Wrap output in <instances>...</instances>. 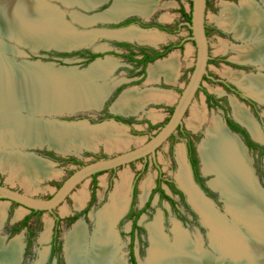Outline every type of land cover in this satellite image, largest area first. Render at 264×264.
Here are the masks:
<instances>
[{"label": "bare ground", "instance_id": "obj_1", "mask_svg": "<svg viewBox=\"0 0 264 264\" xmlns=\"http://www.w3.org/2000/svg\"><path fill=\"white\" fill-rule=\"evenodd\" d=\"M81 1L93 7L102 0ZM261 2L262 6L247 1L242 2L240 6L230 5L224 8L220 25L226 31L234 33L236 38L244 43L239 48H233L236 53L235 58L256 63L264 69V0ZM26 3L27 1L24 0H0V33L10 37L12 34L22 40L27 38L33 40L35 44H50L65 48L93 41L94 35L73 34L72 30L69 31L68 25L65 27L62 22L46 17V14L52 13L50 11L52 9L47 11L40 7L32 11ZM156 5L157 0H118L112 10L100 16V19L110 21L131 14H150ZM55 12L53 15H57L54 14ZM76 19L84 24L92 22L91 18L82 16H77ZM123 33L121 37L139 42L160 43L165 40L164 35L157 33L145 35L137 28ZM229 48L227 44H221V51H227ZM108 62L109 60L100 62L105 69L97 66L86 73H66L60 76L44 74L37 67L32 66L14 67L12 62L0 57V147L2 148L0 166L9 173L11 180H18L26 190L32 192L39 182L55 175L49 162L14 151L20 146L48 144L58 152L66 154L71 150L82 148L96 150L101 144L110 150L109 152L121 149L123 151L132 143H141L138 140L140 138L127 135L122 126L106 125L93 128L78 125L71 129H63L58 123L40 122L41 119L32 118L34 114L50 110L72 111L78 108L101 107L108 86L107 84L98 86L94 83V79L97 77L106 79L107 73L111 70L110 66L112 68V64H106ZM167 63L160 62L151 67V81L158 79L160 74H165L167 81L175 79L176 71ZM222 74L253 96L264 100V76H246L230 69ZM168 98L169 94L165 92L140 93L129 90L120 96L113 110L123 114H135L150 101L161 102L167 101ZM233 108L235 118L251 132L254 138L259 139L258 126L249 110L235 101ZM22 111H28V119L32 121L21 118L19 114ZM187 123L189 128L195 131L207 124L205 138L199 144L204 171L206 174L211 173L216 176V179L210 183L213 188L228 198L230 203L237 201L238 208H232L234 213L239 214L235 218L238 223H235L236 225L249 223L251 234H247L248 231L242 228L241 231L233 230L235 227L239 228L238 226L229 225V227L227 221L224 222L218 216L210 202L194 188L190 181L184 152L180 148L178 151L180 170L177 180L188 192L193 205L211 228V242L220 257L210 254L199 244L194 243L189 234L177 223L173 229L174 241L171 242L164 235L161 221L157 219L150 226L152 248L146 264H264V190L254 179L249 159L244 151L245 147L237 136L230 134L220 117L208 118L207 114L196 106L192 108L191 118ZM149 182L150 179H147L141 186V190L145 193L143 199L150 191ZM129 190L130 177L122 174L121 182L117 184L109 204L95 216H91L95 225L94 230L91 231L87 223L81 219L66 234L64 251L67 264H126L121 255L122 249L115 225L126 210ZM87 198L86 190L76 195V208L80 210L85 207ZM6 209V204L0 201V227L4 223ZM46 237L44 235L42 239ZM3 240L0 238V264H19L23 251L19 238L12 240L8 246Z\"/></svg>", "mask_w": 264, "mask_h": 264}, {"label": "rangeland", "instance_id": "obj_2", "mask_svg": "<svg viewBox=\"0 0 264 264\" xmlns=\"http://www.w3.org/2000/svg\"><path fill=\"white\" fill-rule=\"evenodd\" d=\"M24 1H27L26 4L29 5L32 11H35L37 8L40 7L45 8V10L47 9V11L52 9L50 10L52 11V13H50L52 15L46 14L45 16H48V18L53 21L62 22L65 27H67L68 25V28H70L69 31L72 30L71 32L73 34H96V38H93L94 40L90 42L87 47H80L75 51L82 49H92L95 50L97 53L102 54L103 56L99 58V60H97L96 62L85 63L83 60H80L77 57H59L57 54L65 52H59L55 49L48 50L42 47L37 49L36 46L32 48L27 43H21V41H18L17 39H13L10 36L5 35L4 33V35L0 33V57L12 62L14 67H20L23 65L37 67L39 71L47 75H60L58 71H55L60 67L68 68V71H71L69 70V68H77L79 71H83L88 69L89 66H91L92 64H95V66H93L92 68L100 66L101 69H105L102 68L103 65L101 63L107 62V60H109L110 63L108 62L106 64H112V68L110 66L109 69L111 70L106 75L107 79L104 78V81L100 78H96L94 83H98L99 85L107 84L108 91L105 98H103L102 106L103 103L104 106H108L111 113H119L114 111L113 107L120 96L111 98L112 95L110 94L120 84H123V94L128 92L129 90H136L140 93L146 91H158L169 94V98L167 101H150L146 103V105L143 106L140 111L136 112L135 114H130L134 115L135 118H137V122H135L134 129L130 128L129 126H126L129 128L128 130L125 129L126 134L130 137L142 138L138 139L141 142L140 144L132 143L130 146L126 147L127 149H123V151L128 149H134V146L141 145L145 141V139H150L160 130L161 127L164 126V124L169 119L171 115L170 113H172L179 96L181 95L184 87L189 81V78L194 68V62L196 60L195 44L189 39L190 29L186 27L183 17L184 12L190 13L191 0H159L158 5L154 9L155 11L148 18L142 15L131 16L141 18L145 22L154 20L155 22L163 24L172 30L169 33L157 29L155 30V28L145 29L146 31H143L144 33L155 32L161 34L162 36L164 35L163 37L165 38V40L163 42H160L157 45L155 43L153 45L158 48H161L162 46L167 44L178 45L185 38H188L184 42L183 49L172 51L169 56H166L165 58L157 61L160 62L164 61V59L166 60L175 57L176 62L178 64V76L174 83L166 81L165 77H160L159 80L151 82L149 81L150 74H147L145 78H143V76H137L136 70L133 68V64L128 62L125 58L126 54H121L124 50L115 48L113 42L129 41L134 44L139 42L135 40L130 41L131 39L121 37V35L124 34L123 32H126L127 30L120 31L118 33H112V31L114 32L115 30H119L117 28H111V26H114L116 24H113L112 21L107 22L105 20L100 19V16L112 10L113 6L118 0H102L90 10L86 9L85 7H81L76 3L72 5H67L62 0H35V3H33L34 0ZM247 1H253L260 6L263 5L261 0H213V5L211 9L207 11V25L211 27L215 25L213 26V30L210 31V34L208 36L210 44V53L213 58L225 57L227 59L241 61L235 58L236 53L233 51V48H239L243 46L244 43L242 42V40L236 38L234 33L226 31L220 25V20L223 17L222 11L224 8L230 5L240 6L242 2ZM54 11H56L54 14L57 15H53ZM72 13H76V15L78 14V16L86 17L88 19L91 18L92 22L95 24H92L91 26H82V24L76 20L77 16H75V19H73ZM41 15L43 17L44 14L42 13ZM218 26L223 30V33L218 32ZM108 31H110V33H103ZM223 43L227 44L230 47L227 51L224 52L221 51V44ZM37 44L41 45L42 43ZM113 50L119 53L117 55L113 54ZM75 51H71V53ZM36 62H42L44 64H54L55 69L51 68L48 65L44 66ZM25 63L35 64L30 65ZM155 64L156 62L152 65ZM246 65L247 67L243 65L244 67L237 68L225 63L224 61H220V63L211 62L209 65V70L211 73H213L215 77L224 80H227L228 78L226 76H223L222 73L228 71L229 69L235 72L243 73L246 76H264V70L259 69L260 65ZM65 74L66 73L62 75ZM204 86L206 90L211 93V95L217 97L218 99H221L222 102L220 103L221 106L219 107L211 106V108H208L205 103L206 96L203 91H200L196 95L195 101L191 106L190 111L185 116V122L183 125L187 131H189L193 135L198 136L199 140L197 141V143H199L205 138L207 124H204L198 131L189 128L187 120L191 118L192 108L194 106L204 111L207 114L208 118L217 116L222 118L223 121L225 120L226 114H228L231 118L235 116L233 108L234 101L235 103L246 107L249 110V108L244 104V102L240 103L239 101H237L232 93L224 95V93L222 92L221 85L209 81H204ZM260 104L261 106L263 105L261 114L263 115L264 122V104L261 102ZM101 107L97 106L93 108H86L89 110L78 111L73 115H65L63 117L50 118L53 121L60 120L64 122L76 123L87 121L89 122L87 124L90 127L114 125L110 124L109 119H104L100 116ZM36 115L38 114H34L32 118L43 119V116L36 117ZM44 119H47V116L44 117ZM260 139L261 138H259L258 140ZM185 141L186 140L183 135H181L180 133H176L175 137L173 139H169L157 151L155 156H150L148 159H142L130 165L120 167L116 170L107 173H102L97 177H92L88 179L86 182L78 186L77 189L71 194V196L64 202V204H62L52 213L44 212L34 215L30 214L31 212L23 207L14 205L11 202L1 201V203L6 204L7 209L6 214L4 216V223L1 226L2 228L0 227V238L4 239L3 241L4 243L6 242L5 244L7 246L12 243V240H18L19 238L23 250L20 256V264H57L56 257L50 258V238L53 233L55 217H58L61 220L58 230L59 241L61 243V251L59 258L62 264H67L64 251L66 234L70 232L73 229L74 225L81 219L82 221H85L88 225V228L93 231L95 225L92 221L91 216H95L96 213H98L101 209L105 208L109 204V202L111 201V196L116 190L117 184L121 182L122 174H127L130 177L129 201L125 212L123 213V215H121L115 225V229L119 236V242L122 249L121 255L126 261V264H130V252L132 250L130 244L133 221L127 215L130 211V206L133 198V185L137 186V195L133 211L135 213H139L149 203V207L146 208L145 211L137 219L138 229L135 231V242L132 246L139 264H146L150 257V250L152 248L150 226L153 225V223H155L157 219L161 221V226L165 233L164 235L166 236V238L168 237L171 242L174 241L173 229L175 223H177L182 229H184V231L187 232V234H189L190 239L194 241V243L199 244L203 248V250L209 252L210 254L220 257L219 254H216V251L214 250L212 245L213 243L211 242V228L209 227V225H207L203 216L193 209L191 204V209L196 212V214H193V212L186 208L182 202V199L176 194H174L166 185H163V188L167 195H169L173 199V201L168 200L166 198L161 199L159 193L154 194L158 178V171L156 165L161 168L165 178L173 180L174 182H176L177 185L180 186V183L177 180V174L180 170L178 161V151L180 148L182 149V146H184ZM1 149L2 148L0 147V150ZM14 151H19L20 154L25 156L33 157L34 155H36L46 160L52 161L53 164H51V166L54 169L55 175L39 182L36 189L31 192L26 190L23 184L21 185V182H19L18 180H11L9 173L7 171H4L0 166V181L4 185L16 191L28 192V194L40 199H49L60 188V185L64 183V181L73 174V172H75L86 164H90L100 159H105L107 157L115 156L118 153L122 152V149L109 152L110 150H107L106 147L101 144V146L99 145L98 149L95 150L96 152L88 151L87 149L83 148L82 153H79L76 150H71V152H69L70 154L66 153L68 155H62L64 153H57L54 148H49V145L47 144L43 146V148L37 147L36 149H32L30 147L24 148L20 146L17 147V149H15ZM74 151H76V153H73ZM244 151L247 158L249 159L250 167L253 172V176L256 180V183H258L260 188L264 190V151L262 154V158L257 157V152L251 150L247 152L245 149ZM48 153H52L54 157L49 156ZM67 159L77 160L78 164L64 162ZM203 165L204 164L200 163L201 175L203 176V179L206 183H209L210 181L212 182L213 179H216V176L211 173L206 174ZM147 179H150L151 182L149 183L151 187L149 193L143 199L145 193L141 190V186ZM207 187L211 191L210 196H207V198L211 202L210 204L214 207V209H216L218 216H220V218H222L224 222L227 221L226 224L228 226L231 225L232 227H239H235V229L233 230L237 231L242 228L245 231H248V233L246 232L247 234H251V228L249 223L244 222L242 223L244 225H236L238 221H236L235 218L239 214L234 213L232 208H238L237 201H231L230 203L228 198L224 197L220 191V193H218L213 191L209 186ZM83 190H86L88 193L87 204L85 207H82L79 210L75 206V196ZM220 194L222 195V197H224L225 200L222 199ZM225 202H227V208ZM27 216H30V227L28 228V230L26 228L19 227L18 230L14 232L13 228L20 225ZM44 235L47 236L46 239H42ZM28 243V248H25ZM24 252L26 253L24 254Z\"/></svg>", "mask_w": 264, "mask_h": 264}, {"label": "water", "instance_id": "obj_3", "mask_svg": "<svg viewBox=\"0 0 264 264\" xmlns=\"http://www.w3.org/2000/svg\"><path fill=\"white\" fill-rule=\"evenodd\" d=\"M62 1H64L67 5H72V4L76 3V4L80 5L81 7H85L86 9H89V10L92 9V7H90V5H88V3H85L83 1L80 2V0H62ZM191 3L192 4H191L190 12H191L192 19H191L190 23H187V26L189 27L191 34H192L191 40L195 44L196 60L194 62V68H193L192 74L189 78V81H188L187 85L184 87L181 95L179 96L177 103L174 107V111H173L172 115L170 116L168 122L163 127H161L160 130L154 136H152L150 139H148V140L145 139V141L141 145L134 146V149L124 150L115 156L107 157L105 159H100L98 161H95V162H92L90 164H86V165L82 166L81 168L76 170L67 180H65V182L60 186V188L55 192V194L49 199L36 198V197L26 193V192H19V191H16V190H14V189H12V188L4 185V184L3 185L0 184V201L14 202V203L18 204L19 206L24 207L28 210L52 213L54 210H56L62 204H64V202L71 196V194L77 189L78 186H80L82 183L86 182L88 179L92 178L94 175L107 173V172H110L112 170H116L120 167L130 165V164H132L136 161H139L141 159H146L149 156H155L156 155L158 149H160L172 137V135H174L177 132L178 128L184 124L185 116L190 111L191 106L193 105V103L195 101L196 95H197L198 91L200 90V88L202 87V83L204 82L205 76H208L209 60H210V44H209L208 36L206 34L207 0H191ZM95 5H93V7ZM72 16H73V19H75V16H78V14L76 15V13H72ZM131 16H139V15H134V14L128 15V16H126V17H124V18H122L116 22H113V24H119V23L125 21L126 19L130 18ZM78 22H80V21H78ZM107 22H111V21H107ZM80 23L82 24V26H91L92 24H95L93 22H90L87 24H84L82 22H80ZM133 28H138L141 30L140 27L133 25V26H129L127 28L115 30L114 32L112 31V33L131 30ZM141 31L143 32L145 30H141ZM103 33H110V31L103 32ZM11 38L17 39L18 41H21V43H27L32 48L34 46H36L37 49L42 47L44 49H48V50L49 49H55L56 51L65 52V53H71V51H75V50L79 49L80 47H87V45H89V43H88V44H82V45H77V46L65 48V47L56 46V45H54V46L53 45H45V44L38 45V44L33 43V40H28L27 38H24L22 40L21 38H19V37L17 38L15 35H12V34H11ZM97 60H99V58L96 59L94 62H96ZM157 61H155V62L157 63ZM229 61L232 63L240 64V65L251 64L254 66H259L258 64L251 63V62L248 63V62H244V61H236L233 59H229ZM36 63L42 64L44 66L48 65L51 68L55 69V65L51 64V63H49V64H44L42 62H36ZM26 64L31 65V64H35V63H26ZM16 65H19V64H16ZM94 65L92 64L91 66H89L88 69L83 70V71H79L77 68H69V70H71V71H68V68H65V67L64 68L60 67L59 69H57L55 71H58L60 74H64V73L68 74V72H72V73H75V72L83 73L84 72V73H86L85 71L88 72ZM72 69H74V70H72ZM259 69L264 70L262 67H259ZM100 79H102V78H100ZM94 80H96V79H94ZM102 80L105 81V79H102ZM98 86H99V84H98ZM239 87L242 90H244L245 92H247V95L249 97L254 98L257 101L264 104V100H262L256 96H253L250 92H248L247 90H245L241 86H239ZM122 94L120 96H122ZM103 105H104V103H103ZM102 107L100 108V110L102 109ZM86 110H89V109L83 108V109H77V110H72V111H57V110L52 111V110H50L49 112H44V113L40 110L42 113L36 115V117L43 116L42 117L43 119H41L40 122H45V121L46 122H55V123L62 125L63 129H69V128L71 129V128H74L78 125H85L88 127L89 125L87 123H89V122H87V121L86 122L84 121L81 123L80 122L76 123V122H64V121H60V120H54L53 121L50 118V117H53V118L63 117L65 115H73L78 111H86ZM18 114H19V112H18ZM113 114H115V113H113ZM19 116L23 119H26L27 121H32V120L28 119L29 118L28 117L29 116L28 111H22V113L19 114ZM46 116H47V119H44V117H46ZM33 122H35V121H33ZM110 124L122 126L126 130L129 129L128 127L119 124L118 122H116L113 119L110 120ZM257 125H258V123H257ZM226 127H227V125H226ZM93 128H98V127H93ZM227 129H228V127H227ZM229 132H230V134L237 136L236 134L232 133L230 130H229ZM136 138H142V137H136ZM237 138L240 141V138L238 136H237ZM201 142H202V140L200 141V143ZM199 144H198V146H199ZM45 145H47V144H42V145L33 144V145L26 146L24 148L30 147L32 149H36L37 147L43 148V146H45ZM242 145H243V147H245L244 144H242ZM198 146H197L198 154L200 157ZM49 148H51V147L49 146ZM85 149H87V148H85ZM182 149L184 150V146H182ZM244 149L247 151L246 147ZM82 150H83V148L80 150H76V151L79 153H82L83 152ZM87 150L92 151V152H96L95 150H92V149H87ZM55 151L57 153L61 154V152H58L57 149H55ZM76 151H74L73 153H76ZM30 155H34V154H30ZM62 155H68V154H62ZM34 156H36V155H34ZM36 157L39 158L40 160H44L45 162H49L50 164H53L52 161L46 160V159L39 157V156H36ZM184 157H185V163H186V166H187V169L189 172V177H190V181H191L192 185L194 186V188L201 194V196L206 201L210 202L208 200L207 196L194 183L193 178H192V173L190 170V166L186 160L185 152H184ZM200 161L202 163L201 157H200ZM210 182L207 183L206 185L209 186L213 191L220 193L218 190H216L215 188H213L210 185ZM181 189L188 196V202L192 205L193 209L197 213L200 214V212L193 205V203H192V201L188 195V192L182 186H181ZM221 197H222V195H221ZM222 199H224V197H222ZM225 203H226V208H227V202H225Z\"/></svg>", "mask_w": 264, "mask_h": 264}, {"label": "flooded vegetation", "instance_id": "obj_4", "mask_svg": "<svg viewBox=\"0 0 264 264\" xmlns=\"http://www.w3.org/2000/svg\"><path fill=\"white\" fill-rule=\"evenodd\" d=\"M212 5H213V0H207V11H209L211 9ZM131 20H135V22H133L130 25L127 24L126 26H123L124 24H126V22H129ZM185 24H186V27L189 28L187 26L186 22H185ZM133 25H136V26L140 27L141 30L155 28V30L157 29V30H160V31H163V32H168V33L172 31L167 26H165L163 24H160V23H157L154 20H151L149 22L148 21L145 22L141 18H138V17H130V18L126 19L125 21L119 23V24L111 26V28L122 29V28H127L129 26H133ZM213 26H215V25H213ZM213 26L212 27L209 26V25L206 26V34H207V36H209L210 31L213 30ZM217 28L219 29V31H218L219 33H223V30L219 26ZM140 32L142 34L149 35L148 32H145V33L142 32V31H140ZM150 32H152V31H150ZM116 33H118V32H116ZM94 36H95L94 38H96V34ZM191 36H192V34H191V31H190V37H189L190 41H192L191 40ZM119 39H122V38H119ZM187 39L188 38H185L178 45L177 44H167V45L162 46L161 48L153 46L154 44H150V42H147V43L146 42H142V43H138L137 42L136 44L131 43L129 41L128 42H113V43H114V46H115L116 49L124 50L123 53H121V54H124V55L126 54L125 58L127 59L128 62L133 64V68L136 70L137 76H143V78H145V76L147 74H150L149 73V69H150L149 67H151V65L153 63H155V61L163 59L166 56H169V54L172 51L183 49L184 42ZM130 41H132V40H130ZM120 43H126V45L123 46V45H120ZM170 46H174L175 48H172L164 56L156 58L158 54L165 53L166 49L168 47H170ZM112 52H114L113 54H116V55L119 53V52L117 53L115 50H113ZM57 54H58L59 57H77L80 60H83L85 63H92L96 59L101 58L103 56L102 54L97 53L95 50H92V49H82V50L75 51L73 53H57ZM151 58H155V59L152 60V61H146L145 62L146 59H151ZM109 59H111V58H109ZM220 61H224L225 63H227V64H229V65H231L233 67H237V68L244 67L243 65L230 62L229 59H227L225 57L213 58L211 56V53H210L209 65H210L211 62L220 63ZM249 62L250 61H248V63ZM251 63H253V62H251ZM245 66L247 67V65H245ZM134 77H136V76H134ZM161 77H163V76H161ZM134 81H136V80H134ZM204 81H209V82L221 85L222 92L224 93V95H227L228 93H232L237 101H239L240 103L244 102V104L249 108V111H250L254 121L256 122V124L258 123V125H259V126L258 125L257 126H258L259 133H260V136H261L260 140L254 138L253 135L251 134V132L239 120H237L235 118V116H233V118H231L228 114H226L225 120L223 121V119L222 118L221 119H222V122H224L225 125H227L228 129L232 133L236 134L240 138V141L242 142V144H244V146L247 148V152L249 150L257 152V154H258L257 157L258 158H262L263 157L262 154H263V151H264V130H263V125H264L263 123L264 122H263V115L261 114V111H262L263 105L261 106L259 101H257L254 98L249 97L247 95V93L244 90H242L237 84L233 83V81H231L229 79H227V80H224V79H221V78L218 79L217 77H215L213 75V73L210 72V70H208V76H205ZM122 87H123V84L118 85L116 87V89H114V91L110 94V95H112L111 98H113V97L115 98L117 96L119 97L120 94L122 93ZM200 91H203V93L206 96L205 103H206V106L208 108H211V106L212 107L213 106H216V107L221 106L220 103L222 102V100L218 99L217 97H215L213 95H211V93L208 90H206V88L204 86V82L202 83V87L200 88L198 93ZM173 111H174V109H173ZM173 111H172V113H173ZM100 113H101L100 116L102 118H104V119H109V120L113 119L116 122H118L119 124H121L123 126H129L130 128H133V129H134V126H135V122H137V118H135L134 115H130L129 116V115H123L121 113L113 114V113H111V111L109 110L108 106H106V105L105 106L103 105L102 109L100 110ZM172 113H170V114L172 115ZM168 120H167V122H168ZM176 133H180L181 135H183L185 140H186L185 144H184V152H185L186 160H187V162H188V164L190 166V170H191V173H192V178H193L194 183L199 187V189L206 196H210L211 191L208 189V187L206 185L207 183L205 182V180L203 179V176L201 175V169H200V163L201 162H200V157H199L198 148H197L198 144L200 143V142L197 143V141L199 140L198 136L197 135H193L192 133L187 131L185 129L184 125H181L178 128ZM175 134L172 135V137H171L172 139L175 137ZM192 150H193V152H192ZM190 151H191V153H190ZM48 154H50V153H48ZM190 154H191V156H190ZM149 157H147L146 159H148ZM195 159L197 160V170H198L197 174H198V177H199V179L201 178L202 180H204L203 182L199 181L197 179V174H195V171L192 168L191 161L195 160ZM75 161H77V160H75ZM75 161H73V159H67L64 162H66V163H69V162L74 163ZM74 164H78V161H77V163H74ZM156 168H157V171H158V178H157V185H156V188H157L158 182H159V178H160V174H163V173H162L161 168L158 165H156ZM98 175H100V174L94 175L93 177H97ZM162 178H163V182H161V188L164 190L163 185H166L174 194H176L177 196H179L182 199V202H183V204H184V206L186 208H188L191 212H193V214H196V212H194L191 209L190 203L188 202V196L181 189V186L177 185L176 182H174L173 180L165 178L164 174H163ZM0 184L3 185V183L1 181H0ZM171 184L173 185L174 188L171 186ZM134 186H136V185H133V189H134ZM204 188L208 189L210 191V193L207 192ZM136 189H137V186H136ZM175 189L181 190L184 193L185 196L182 197L180 194H178L175 191ZM132 194H133V192H132ZM132 201H133V198H132ZM11 203L14 204V205H18V204L14 203V202H11ZM131 205H132V202H131ZM133 207L134 206H132V207L130 206V211H129L128 215L129 214H131V215L132 214H134V215L138 214V213H135L133 211ZM26 210H28V209H26ZM28 211H30L31 212L30 214H32V210H28ZM40 213H44V212H40ZM30 216L25 217V219L22 221V223L20 225H18L17 227L13 228V231L14 232L17 231L19 227L26 228L28 230V228L30 227V224H29ZM57 219H59V218L55 217L53 233H52V235L50 234L51 235V238H50V258L56 257L57 258V264H62L61 261H60V258H59L60 257V252H59V254H56V252L54 251L55 247L56 248L60 247V251H61V243L59 241V232H58L61 220L59 219L60 223L57 225ZM131 219L133 221V227H132V232H131V244H130L132 250L130 252V260L129 261H130V264H139L138 259H137L136 254H135V251L133 250V247H132L133 243L135 242V231H136V230L134 231L135 217L133 216ZM137 227H138V225H137ZM29 232H30V230H29ZM57 233H58L57 240H54ZM28 246H29V243L25 246V248H28ZM25 253L26 252H24V254Z\"/></svg>", "mask_w": 264, "mask_h": 264}, {"label": "trees", "instance_id": "obj_5", "mask_svg": "<svg viewBox=\"0 0 264 264\" xmlns=\"http://www.w3.org/2000/svg\"><path fill=\"white\" fill-rule=\"evenodd\" d=\"M192 4V3H191ZM183 17H184V21L186 22V23H190L191 22V19H192V16H191V12L190 13H187V12H184L183 13ZM133 22H135V20H131V21H129V22H126V24H124L123 26H126L127 24L128 25H130V24H132ZM120 45H126V43H120ZM172 48H175L174 46H170V47H168L167 49H166V51H165V53H163V54H158L157 55V57L156 58H159V57H161V56H164L166 53H168ZM155 58H151V59H146L145 60V62L146 61H152V60H154ZM192 152H193V150H192ZM190 153H191V151H190ZM49 156H51V157H54L53 155H52V153H50V154H48ZM190 156H191V154H190ZM73 161H75V160H73ZM74 163H77V161H75ZM191 164H192V168H193V170L195 171V174H197L198 173V170H197V160L195 159V160H192L191 161ZM162 176H163V174H160V178H159V182H158V186H157V188L154 190V194L155 193H159V196H160V198L162 199V198H166V199H168V200H171V201H173V199L170 197V196H168L166 193H165V191L161 188V182H163V178H162ZM197 179L199 180V181H204V180H202L201 178L199 179V177H198V174H197ZM170 184V183H169ZM171 186L173 187V185L171 184ZM174 188V187H173ZM207 192H209L210 193V191L208 190V189H206V188H204ZM175 191L178 193V194H180L182 197H184L185 195H184V193L181 191V190H178V189H175ZM136 195H137V189H136V186H134V189H133V201H132V205H131V207L132 206H134L135 205V199H136ZM186 204V203H185ZM149 207V203L147 204V206L142 210V211H140L138 214H136V215H134V214H129V215H127L128 217H130V218H132L133 216L135 217V221H134V231L135 230H137L138 229V227H137V219L139 218V216L145 211V209L146 208H148ZM32 214H34V215H36V214H40V211H34V210H32ZM60 223V220L59 219H57V225ZM133 231V232H134ZM57 236H58V233L56 234V236H55V239L54 240H57ZM54 251L56 252V254H59V252H60V247H58V248H54Z\"/></svg>", "mask_w": 264, "mask_h": 264}, {"label": "crops", "instance_id": "obj_6", "mask_svg": "<svg viewBox=\"0 0 264 264\" xmlns=\"http://www.w3.org/2000/svg\"><path fill=\"white\" fill-rule=\"evenodd\" d=\"M158 2H159V0H157V5H158ZM156 5V6H157ZM156 7H154V9H155ZM155 10H153L152 12H150V14H141V13H138L137 15H142V16H145L146 18H148L153 12H154ZM124 18V17H123ZM120 19H122V18H120ZM119 19V20H120ZM110 21H118V20H110ZM134 29V28H133ZM132 29V30H133ZM137 30H139L138 28H137ZM152 34H155L156 35V33L155 32H152ZM158 34V33H157ZM159 35V34H158ZM151 44H155V43H151ZM158 43H156V45H157ZM160 62H168L167 64L168 65H170L171 66V68L174 70V71H176V75H175V79L174 80H172V81H168V82H170V83H174L175 81H176V79H177V76H178V64H177V62H176V59H175V57H173V59L172 58H170V59H166V60H164V61H160ZM160 62H157L155 65H157L158 63H160ZM166 64V65H167ZM153 66V65H152ZM151 66V67H152ZM151 67H150V69H149V73H150V70H151ZM161 76H163V77H165V79H166V76H165V74H160L159 76H158V79H156V80H159V78L161 77ZM151 78V77H150ZM150 80V79H149ZM156 80H154V81H156ZM151 81V80H150ZM166 81H167V79H166ZM152 82V81H151Z\"/></svg>", "mask_w": 264, "mask_h": 264}]
</instances>
